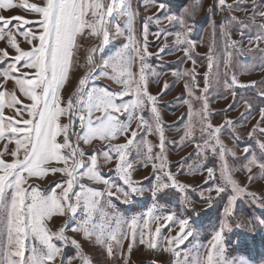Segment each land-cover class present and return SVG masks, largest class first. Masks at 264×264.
<instances>
[{"label":"snow or ice","instance_id":"obj_1","mask_svg":"<svg viewBox=\"0 0 264 264\" xmlns=\"http://www.w3.org/2000/svg\"><path fill=\"white\" fill-rule=\"evenodd\" d=\"M148 3L163 13L162 17L157 15L154 18L155 24L159 25L162 21H167L177 29L176 31L160 29L153 35L158 40L161 39V33H164L165 40L168 35H174L176 45H184L181 50L188 59H191L189 53L195 49L196 42L188 36L192 29L185 17L194 16L201 10L202 0H192L190 5L182 7L180 14L169 12L164 0H148ZM216 3L221 12L227 11L231 14L234 11H249L248 8L241 7L247 3V0H235V7L227 0H216ZM16 7L38 14L41 19L33 22L20 16L6 17L0 14V41L7 39L8 46L16 53L15 56L9 57L7 49H0V63L8 61L6 67L0 69V77L5 83L9 80L14 81L19 92L31 101L23 109L28 119L5 117V108L14 109L16 116H21V110L16 108L21 101L15 90L8 92L3 85H0V141L7 139L9 144L15 143V148L11 151L8 150L7 145L0 151V264H55L56 259L61 257L63 248L69 244L75 247L77 254L75 257L63 258L65 264H72V260L77 258L81 260V264H91V260L83 254L79 241L68 237L67 231L82 233L85 240L94 239L96 245L105 249L109 258L113 257L115 246L125 264H128L133 246L137 243L145 245L149 250L155 249L171 254L175 258L173 264H253L252 261L244 258L228 257L224 244L225 232L231 231L228 218L233 215L237 199L249 196L257 199L256 194L249 192L234 178V170L226 159V153L233 156L235 153L221 140L222 128L234 129L235 124L232 120H227L225 125L214 127L209 120L207 96H194L192 87L188 84L185 85L188 96L202 101V104L199 111H194L191 100L184 101L188 104L189 112L182 142L184 140L191 142L190 138L194 130L193 117H197L200 131L202 134L207 132L208 139L203 145L199 143L196 145L195 154L200 156L210 149L221 161L219 171L222 183L209 188L208 192L215 191L218 196L228 192L227 206L223 210L224 219L219 222L218 230L206 244L193 243L187 250L177 251L180 245L193 236L189 219L177 218L174 212L167 214L157 212L158 193L170 188L185 192L189 186L178 181L177 175L184 173L174 175L164 154V127L157 107L159 98L148 91L149 73L146 72L150 67L147 59L156 54L148 51L146 25L142 32V41L136 38L135 19L138 12L133 9L132 0H44L42 6L29 3L28 0H19V3L14 0H0V13ZM114 9L118 10L121 17H127L124 29H121L119 23L116 25V36L125 37L127 42L103 62V68L110 71L97 72L96 54L103 52L109 44L108 18L113 15ZM250 10L252 15L247 19L251 21V25L235 15H230L222 25L224 28L222 34L227 38L226 75L232 61V53L227 51L228 47L253 52L255 46L261 57L259 65L253 70L264 71V48H261L264 44V3L252 0ZM208 11L212 13V8ZM258 19L262 22L257 23ZM30 23L39 24L42 29L39 35L31 28H25V25ZM233 23L240 26L242 37L244 28L256 27L255 35L247 37L249 45L247 49H242L243 40L231 39L228 26ZM85 30L88 31L89 36L99 38L100 43L88 49L86 64L90 67L78 80L75 91L65 102L62 90L73 68L77 39L84 35ZM17 35L23 36L25 41L32 45L30 50L25 51L20 47L16 39ZM37 40L38 44L33 45L32 42ZM163 51L164 49L161 48L160 52ZM211 53L210 47L206 54L208 72L204 75L205 87L202 89L204 94L208 92V77L213 67ZM137 62H139L138 71L134 72ZM192 63L193 69L185 71L183 75L190 76L193 87H198V81L195 79L196 61L193 60ZM23 69L34 71L24 72ZM245 69L247 71L248 66H245ZM230 75V82L225 81L226 89L256 87L255 81L242 84L234 73ZM101 78L113 81L122 90L114 91L107 87L96 86L95 81ZM164 88L167 89V84ZM231 94L233 97L236 96L235 91ZM259 95L264 97V90H261ZM125 97H134V99L126 102ZM245 106L251 107L248 102H245ZM229 107L231 108L232 105ZM145 109L150 110V119H145L143 115ZM97 113L101 115H96ZM124 113L128 115L125 120H121L119 114ZM259 114L260 121L249 133L250 137H253L257 131L264 134V127H261L264 124V108L259 110ZM63 116L68 117V124H61ZM137 120L139 123L133 130L132 124ZM21 124L23 126H20ZM77 126L79 132L76 131ZM141 130H143L142 134ZM153 134L158 136L159 145H153L147 140V137ZM138 135L139 139H137ZM61 136L62 141L58 139ZM121 136L125 137V143H109L102 152L105 163L113 161L116 163L114 171L117 179L122 181V184H117L102 176L98 154L89 155V163L85 165V152L80 147V142L90 146L94 140L111 142ZM71 137H75V141ZM233 138L238 140L239 136L234 135ZM257 144L260 149L259 158L252 154L246 158L247 162L243 165L250 183L264 177V142L258 140ZM154 147L160 149L159 154L153 152ZM65 149L68 151L65 152ZM133 152L136 153L135 158H132ZM244 152L248 153L247 147L244 148ZM6 155L12 157L11 162L4 159ZM136 159L141 160L142 167L145 168L151 163L153 172L157 173L153 177L155 184L150 189L153 196L152 206L141 216H133L130 219L120 217L118 214L110 217L106 207L114 208L115 205L112 204L111 199L104 198H111L113 189L119 194L117 198L122 197L126 204L131 202L132 197L143 195L144 189L139 182L132 179V172L135 171L133 164ZM53 163L63 166L49 167ZM178 167L182 165L178 164ZM254 167L260 169V175L257 177L251 175ZM81 169L86 170L81 171ZM205 170L208 178L214 179V169H203L200 165L190 170V174L202 175ZM49 173L53 175L60 173L67 179L57 182L50 194H44L37 186L29 184V180L44 179ZM85 178L108 187L100 191L80 183L79 192H74L77 181ZM57 189L60 190L59 193ZM185 202L190 205L186 197ZM207 202H212L211 196L208 197ZM78 211L81 213V218L75 222L74 227L67 223L57 231H52L48 227V222L53 216L69 215L70 219L75 221ZM113 218L116 221L115 227L111 223ZM160 221L166 223L159 224ZM149 222L158 226L152 230ZM168 224H172L173 228L178 226L179 232L176 236L161 234V229ZM126 240L129 241L127 257L124 256L123 251ZM26 249L30 252L27 257ZM259 264H264V260Z\"/></svg>","mask_w":264,"mask_h":264},{"label":"rangeland","instance_id":"obj_2","mask_svg":"<svg viewBox=\"0 0 264 264\" xmlns=\"http://www.w3.org/2000/svg\"><path fill=\"white\" fill-rule=\"evenodd\" d=\"M19 3V0H14ZM29 3H34L42 6L44 0H28ZM167 4V10L174 14H180L182 7L191 4L192 0H164ZM228 3L233 4L235 7V0H227ZM264 3V0H259ZM252 0H247L246 4L241 5L243 8H248L249 11H234L231 14L227 11L221 12L217 8L216 0H202V8L194 16H186L188 25L191 27V32L188 34L189 38L196 42V47L189 55L191 59H188L185 52L181 50L184 45H176L175 36L168 35L167 39H164V33H161V39H157L153 33L160 29L176 31L172 25L167 21H162L157 25L154 23V18L159 15L163 16L156 7H153L148 0H132L133 9L138 12L135 19V35L138 41H142V32L144 26H147L148 31V51L154 53L147 59V63L150 65L146 72L148 75V91L152 95L158 96L157 107L160 111L163 127H164V154L167 156V163L171 172L175 175L183 172L182 175H177V179L180 183L189 186L185 192H181L178 189H166L158 193L156 196V203L159 205L158 213H172L176 214L177 218H188L190 221L189 227L193 229V236L189 237L183 245H180L177 251L187 250L193 243L206 244L216 230H218L219 222L224 219V207L227 206L226 196L228 192L221 193L219 196L215 191L208 192L209 188H214L218 184H221L220 177V159L218 156H214L210 149L206 150L200 156H197L196 145L199 143L204 144L208 139V133L203 134L200 131V123L197 117H193L194 130L193 136L189 140L182 142V137L185 134V126L188 123L187 114L189 112L188 104L184 101L191 100L193 110L199 111L202 101L194 99L188 96V90L185 85L188 84L192 87L194 96L206 95L209 102V120L214 127L225 125V121L232 120L235 124L234 129L223 127L221 132V140L228 149L235 153V156L230 153H226V159L229 166L234 170V178L240 183L241 186L246 187L251 193L256 194L257 199L252 197H242L237 199L234 208L233 215L229 217L231 224V231L225 232L224 244L226 248V255L230 258H244L253 262V264H259L264 260V177L255 179L251 183L248 180V174L243 170V165L247 162V157L255 154L258 158L260 156V149L257 141L264 142V134L259 131L255 133L253 137L249 136V133L260 121L259 110L264 108V97L259 95L261 90H264V71L253 70L256 65L260 63L261 53L258 50L248 52L243 50H237L228 47L227 51L232 53V61L230 68L225 70L226 59V40L223 36L224 28L222 27L224 21L229 18L230 15H235L245 23L251 25V21L247 18L252 15L250 10ZM212 8V13H209L208 9ZM3 14L6 17L20 16L29 21L37 22L41 19L38 14L32 13L22 7H16L10 11H4ZM153 17V19H148ZM127 17H121L117 9H114L113 15L108 18V29L110 33L109 44L104 48V51L96 54V71H110L103 68V62L108 56L119 50L122 45L127 41L125 37L116 36V25L119 23L121 29L126 27L125 20ZM259 19L257 23H260ZM15 23V21L13 22ZM231 31V39L236 41L243 40L242 49L249 47L247 37L255 35L257 29L255 26H250L243 29L244 36L240 35V26L233 23L228 26ZM25 28H31L37 35L42 31L38 23H30L25 25ZM215 29V34L213 35ZM15 34V30H14ZM17 42L20 47L28 51L32 47L29 45L23 36H16ZM33 45L38 44L37 41L32 42ZM100 39L97 37H91L88 31L85 30L83 36L77 39V48L74 50L75 55L73 57V68L69 76V80L62 90L63 100L66 102L69 96L75 91L78 80L82 78L89 69V65L86 64V58L88 49L99 44ZM212 48L213 67L211 74L208 77V92L202 93V89L205 87L204 75L208 72V61L206 54ZM163 48L164 51L160 52ZM264 48V44L261 45ZM0 49H7L9 57L15 56L14 49L8 46L7 39L0 41ZM195 60V79L198 81V87H193V80L190 76L183 75L185 71H191L193 69L192 61ZM7 60L0 63V69H3L7 65ZM245 66H248L246 71ZM139 62L133 71H138ZM24 72H32L31 69H23ZM244 72L245 74H241ZM155 73V75H152ZM231 73L237 76V79L242 84H250L252 81L256 82L255 88H240L234 87L232 89L225 88V81L230 82ZM179 74V75H177ZM18 75V74H14ZM167 84V89L164 86ZM0 85H3L8 92L16 91V95L21 101L16 105V108L21 110V116H16V111L11 108L4 109L5 117H13L16 119H28L26 112L23 111L24 106L31 103L22 93L16 88L14 81L9 80L5 83L4 79L0 77ZM95 85L98 87H107L110 90L120 91V86L116 85L109 79L101 78L95 81ZM232 91L236 92V96H232ZM227 97V98H223ZM134 97H125L127 102ZM245 102L250 103L251 107H246ZM232 105L230 108L229 106ZM63 106V105H62ZM96 115H101L97 113ZM127 113L119 114L121 120H125ZM145 119H150V110L145 109L143 112ZM95 119V116L93 117ZM61 124H68L69 119L67 116L61 117ZM139 121H134L132 129L135 130ZM20 126H23L22 124ZM264 127V124L261 125ZM143 130H141L142 134ZM10 135V134H9ZM234 135L239 136L236 140ZM139 135L137 139H139ZM60 141L63 137L58 138ZM75 141V137H71ZM147 140L151 141L153 145H159L160 141L156 134L147 137ZM125 137L121 136L119 139L111 142H101L99 140L92 141L91 145L80 142V147L85 152L84 163L88 165V156L96 153L100 156L98 161L100 165V172L102 176L114 183L122 184V181L117 179L114 171L116 167L115 161L112 163H105L102 157V152L108 147L109 143L122 144L125 143ZM7 145L9 151L15 148V143H8L5 139L0 141V151H2ZM248 148V153L244 152V148ZM65 152L68 150L65 149ZM153 152L160 153L158 147L153 148ZM136 153H132V158H135ZM4 159L11 162L12 157L6 155ZM160 163V161H156ZM182 165V167H178ZM200 165L203 169H214V179L208 178L207 171H203V174H190V170H194ZM53 163L49 167H62ZM133 167L135 171L132 172V179L139 182L140 186L144 189L142 196H134L131 198L130 203H124L123 198H117L119 195L113 189V196L111 198L105 197V200L111 199L114 208H107L110 217H115L117 214L125 219H130L133 216H141L146 213L152 206L153 196L151 188L154 186L155 181L153 177L157 174L152 170L151 163L147 168L142 167V161L136 159ZM86 169H81L85 171ZM251 175L257 177L260 175V169L254 167ZM60 173H49L44 179L33 178L29 180V184L37 186L44 194H50L56 183L66 180ZM207 181V182H205ZM80 183H83L87 187H91L100 191L106 190L108 187L102 183H95L88 179L77 181L73 191L79 192ZM59 189L57 192L59 193ZM230 191V189H229ZM203 192V196H201ZM71 195V194H70ZM211 196V203H208V197ZM185 197L190 205L185 202ZM81 218V213L78 211L75 221L70 219L69 215L63 217L53 216L51 221L48 222V227L52 231L59 230L65 223L74 227L75 222ZM112 226L115 227V219L113 218ZM166 222L160 221L159 224ZM158 224L149 222V227L154 230ZM171 229V231H169ZM140 229L138 228V231ZM147 231V230H145ZM179 232L178 226L174 227L172 224H168L167 227L161 229L162 235H169L174 237ZM66 235L70 238H74L81 244L83 254L91 260V264H125L123 258L119 254V250L114 246V255L109 258L105 249L95 244L93 240H85L82 233H75L67 231ZM28 242H26L27 244ZM60 243V242H57ZM129 241L124 242V256L127 257ZM77 250L72 245H66L63 248L61 257H58L55 264H65L63 258L75 257ZM26 257L30 255V252L26 249ZM175 258L163 251L149 250L145 245L136 244L133 246L128 264H173ZM72 264H81L80 259H73Z\"/></svg>","mask_w":264,"mask_h":264},{"label":"built area","instance_id":"obj_3","mask_svg":"<svg viewBox=\"0 0 264 264\" xmlns=\"http://www.w3.org/2000/svg\"><path fill=\"white\" fill-rule=\"evenodd\" d=\"M76 131H77V132H79V131H80V129H79V127H78V126L76 127Z\"/></svg>","mask_w":264,"mask_h":264}]
</instances>
